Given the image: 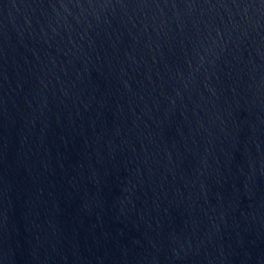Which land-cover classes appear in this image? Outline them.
I'll use <instances>...</instances> for the list:
<instances>
[{
    "label": "water",
    "instance_id": "1",
    "mask_svg": "<svg viewBox=\"0 0 264 264\" xmlns=\"http://www.w3.org/2000/svg\"><path fill=\"white\" fill-rule=\"evenodd\" d=\"M0 264H264V0H0Z\"/></svg>",
    "mask_w": 264,
    "mask_h": 264
}]
</instances>
